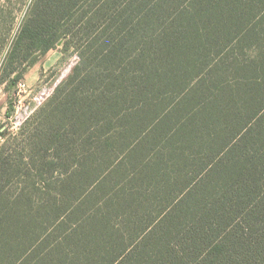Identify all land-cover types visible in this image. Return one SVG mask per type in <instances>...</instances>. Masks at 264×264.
Returning <instances> with one entry per match:
<instances>
[{
    "label": "trees",
    "instance_id": "obj_1",
    "mask_svg": "<svg viewBox=\"0 0 264 264\" xmlns=\"http://www.w3.org/2000/svg\"><path fill=\"white\" fill-rule=\"evenodd\" d=\"M61 41L0 147V264H264V0H33L12 54Z\"/></svg>",
    "mask_w": 264,
    "mask_h": 264
},
{
    "label": "rangeland",
    "instance_id": "obj_2",
    "mask_svg": "<svg viewBox=\"0 0 264 264\" xmlns=\"http://www.w3.org/2000/svg\"><path fill=\"white\" fill-rule=\"evenodd\" d=\"M32 1L0 0V147L23 130L26 123L21 127L16 125L15 116L17 112L32 107V93L48 83L60 84L80 61L78 51L73 47L65 49L62 41L29 59H24L21 52L12 54ZM22 82L27 84L25 91H20Z\"/></svg>",
    "mask_w": 264,
    "mask_h": 264
},
{
    "label": "built area",
    "instance_id": "obj_3",
    "mask_svg": "<svg viewBox=\"0 0 264 264\" xmlns=\"http://www.w3.org/2000/svg\"><path fill=\"white\" fill-rule=\"evenodd\" d=\"M58 85L59 82H56L53 85L48 83L42 86L35 93H32V107H27L26 109H23L22 112H17V116H15V119L17 120L16 125L20 127L23 126L27 122V120L35 113V111L40 109L44 105V103L48 101V99L54 94ZM26 87V83H20V91H25Z\"/></svg>",
    "mask_w": 264,
    "mask_h": 264
}]
</instances>
